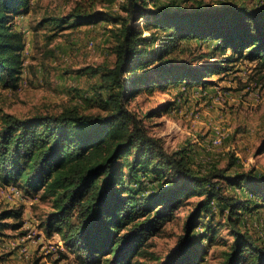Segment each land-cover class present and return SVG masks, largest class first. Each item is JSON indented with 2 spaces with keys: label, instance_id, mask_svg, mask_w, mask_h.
<instances>
[{
  "label": "trees",
  "instance_id": "16d2710c",
  "mask_svg": "<svg viewBox=\"0 0 264 264\" xmlns=\"http://www.w3.org/2000/svg\"><path fill=\"white\" fill-rule=\"evenodd\" d=\"M99 2L115 0H84L66 15L43 17L35 30L54 32L51 41L66 28L101 22L106 15L97 11ZM31 8V0H0V88H20L27 42L17 20ZM122 10L106 19L114 63L80 71L100 80L99 112L65 107L22 118L0 109V185L50 199L52 209L41 228L48 236L58 234L86 264H204L217 239L215 215L226 210L232 240L218 264H264L261 238L240 226L246 212L264 206V176L254 170L228 175L238 162L234 155L226 167L195 168L190 149L169 153L129 109L143 93L206 89L209 77L241 59L264 68V9L229 4L184 9L173 2L124 0ZM192 41L212 47L198 56L207 59L200 65L194 64L196 57L180 59L189 53L185 43ZM153 45L158 46L151 51ZM147 179L156 183L148 194L143 193ZM229 186L247 198L226 193ZM196 198L177 247L163 261L142 260L151 255L149 241ZM21 217L19 209L2 210L0 236L21 229Z\"/></svg>",
  "mask_w": 264,
  "mask_h": 264
},
{
  "label": "rangeland",
  "instance_id": "374dc122",
  "mask_svg": "<svg viewBox=\"0 0 264 264\" xmlns=\"http://www.w3.org/2000/svg\"><path fill=\"white\" fill-rule=\"evenodd\" d=\"M123 1L96 3L97 11L106 15L103 21L66 28L50 41V34L54 32L45 27L36 32L37 23L43 17L66 15L84 0H31V12L17 20L18 26L27 32L23 80L16 91L0 88V109L22 118L37 112L59 113L65 107H77L85 113L99 112L95 91L100 80L80 71L86 67L111 66L114 63L106 19L123 13ZM157 2H173L176 7L184 9L224 4L247 5L252 10L264 9V0ZM144 23L143 19L139 21L140 26ZM91 41H94L92 48L89 46ZM185 44L189 53L180 57L183 61L205 55L212 48L198 41ZM156 46H151L150 50L153 51ZM197 60L194 64L207 61L203 57ZM207 81L210 84L206 89L171 87L166 92L157 90L152 95L143 93L131 101L129 109L138 116L148 134L161 142L169 153L190 149L195 168H209L212 163L226 167L234 155L238 162L228 175L237 170H254L264 176V151L261 150L264 143V68L258 62L241 59L233 62L229 71L213 75ZM168 105H171L169 111L166 110ZM150 112L153 114L147 117ZM218 138L221 143L215 144L214 140ZM143 188V193H151L156 189V183L147 179ZM225 189L226 193L239 199L248 196L234 187ZM197 200L193 199L178 210L176 217L166 224L163 231L149 241L148 251L151 255L142 260L150 262L159 257L163 261L177 247L184 233L185 221ZM7 208L21 210L24 226L19 230L8 229L6 236H0V264H86L64 246L58 234L48 236L41 228L43 219L52 209L51 200L44 199L42 192L35 196L26 193L18 196L5 185H0V212ZM227 213L226 210L215 215L213 226L218 230L217 239L204 264H218L226 243L232 240L231 231L226 225ZM240 226L264 243V206L246 212Z\"/></svg>",
  "mask_w": 264,
  "mask_h": 264
},
{
  "label": "built area",
  "instance_id": "2783aa9c",
  "mask_svg": "<svg viewBox=\"0 0 264 264\" xmlns=\"http://www.w3.org/2000/svg\"><path fill=\"white\" fill-rule=\"evenodd\" d=\"M27 34V32L25 31V35ZM27 36V35H26ZM89 46L92 48L94 47V41H91ZM26 51V50H25ZM214 143L215 144H220L221 143V139L218 138V139H215L214 140ZM6 188L13 194L15 195H18V196H21L23 195V192L21 190H19L18 188L14 187V186H6Z\"/></svg>",
  "mask_w": 264,
  "mask_h": 264
},
{
  "label": "crops",
  "instance_id": "0c3cea01",
  "mask_svg": "<svg viewBox=\"0 0 264 264\" xmlns=\"http://www.w3.org/2000/svg\"><path fill=\"white\" fill-rule=\"evenodd\" d=\"M18 24H19V23H18V21H17V26H18ZM20 28H21V26L19 25V26H18V29H20ZM207 88H208V87H207Z\"/></svg>",
  "mask_w": 264,
  "mask_h": 264
}]
</instances>
